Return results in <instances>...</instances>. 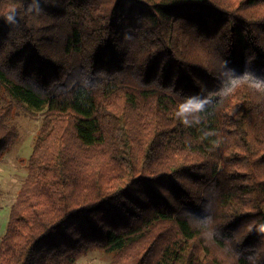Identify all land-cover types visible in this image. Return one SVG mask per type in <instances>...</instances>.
<instances>
[{
	"label": "trees",
	"instance_id": "1",
	"mask_svg": "<svg viewBox=\"0 0 264 264\" xmlns=\"http://www.w3.org/2000/svg\"><path fill=\"white\" fill-rule=\"evenodd\" d=\"M256 80L264 0H0V158L44 112L0 264H264Z\"/></svg>",
	"mask_w": 264,
	"mask_h": 264
},
{
	"label": "rangeland",
	"instance_id": "2",
	"mask_svg": "<svg viewBox=\"0 0 264 264\" xmlns=\"http://www.w3.org/2000/svg\"><path fill=\"white\" fill-rule=\"evenodd\" d=\"M44 119V112L20 106L15 117L18 136L8 152L0 158V244L6 232L10 209L28 176L27 162ZM113 254L94 250L77 264H110Z\"/></svg>",
	"mask_w": 264,
	"mask_h": 264
},
{
	"label": "clouds",
	"instance_id": "3",
	"mask_svg": "<svg viewBox=\"0 0 264 264\" xmlns=\"http://www.w3.org/2000/svg\"><path fill=\"white\" fill-rule=\"evenodd\" d=\"M31 9H29L30 11ZM5 22L8 24H15L16 23V17H15V10L13 9L12 12L8 15L5 16ZM264 85V82L260 80H256L254 82L255 87H261ZM201 109V105L199 104H192L190 101L188 103H185L183 105L179 106L178 111L176 112V116L181 119V121L185 124L188 125V121L186 119L188 114H191L193 112H199Z\"/></svg>",
	"mask_w": 264,
	"mask_h": 264
}]
</instances>
